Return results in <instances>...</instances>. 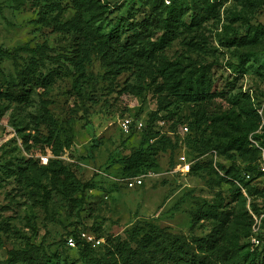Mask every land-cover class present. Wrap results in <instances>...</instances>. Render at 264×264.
Returning a JSON list of instances; mask_svg holds the SVG:
<instances>
[{"label":"rangeland","instance_id":"1","mask_svg":"<svg viewBox=\"0 0 264 264\" xmlns=\"http://www.w3.org/2000/svg\"><path fill=\"white\" fill-rule=\"evenodd\" d=\"M180 3L191 9L169 31L166 10L152 0H0V46L44 51L0 59V84L17 82L32 56L42 77L57 72L25 103L0 97V264H83L73 235L91 236L99 255L106 238L127 239L137 221L204 237L214 208L230 218L229 242L261 261L264 231H253L245 212L262 196L248 190L261 189L263 179L236 139L264 123V0ZM72 19L88 38L81 71L77 33L61 25ZM190 88L203 92L196 101L179 95ZM151 114L156 137L146 150L155 165L128 186L121 165L103 166L139 145ZM48 126L71 140L58 158L79 182L94 180L74 195L83 198L79 206L43 175L53 158L43 142ZM227 169L246 200L223 178ZM203 213L208 218L194 219ZM15 251L32 258L11 260Z\"/></svg>","mask_w":264,"mask_h":264},{"label":"trees","instance_id":"2","mask_svg":"<svg viewBox=\"0 0 264 264\" xmlns=\"http://www.w3.org/2000/svg\"><path fill=\"white\" fill-rule=\"evenodd\" d=\"M183 1L185 0H174L170 5H164L161 0H152V4L157 9L162 7L166 10L164 24L166 28H169V31H172L173 26L180 17L191 9L188 6L183 7L180 3ZM202 2L208 7V0H202ZM202 17L204 16L200 14L195 19ZM78 24L77 19H72L61 25L62 27L69 25L77 33L78 42L76 43L73 59L75 60L77 70L81 71L83 62L88 58L89 44L87 33ZM261 28H264V26ZM254 39L251 38V40ZM20 52H29L39 56L44 55L43 46L32 48L23 45L13 49L0 46V59L4 57L16 58ZM123 53L124 55L128 54L126 51H123ZM38 67V63L34 61L32 56L28 63L18 71L17 82H8L5 87L0 84V97L6 100L25 103L29 100L34 87H45L50 84L53 76L57 72L47 73L42 77L38 72ZM75 87H77L76 84ZM201 93L203 92L199 89L193 90L191 88L188 91H179L180 97L185 101H196ZM154 120V114H151L137 147L132 148L128 153L113 155L103 168L107 169L113 164H119L122 166V174L125 177H132L140 174L145 165L154 166L155 163L146 150V147L150 146L149 140L156 137V135H152L151 125ZM257 128L243 134V136L238 137L236 140L240 141V144L244 145L246 150L252 154L257 174L261 176L257 168L259 150L252 146L249 141L250 134L255 138H260L254 134ZM167 140L170 142L168 138ZM70 141V138H67L66 142L61 141L54 134L51 127L48 126L46 135L43 137V142L53 158L49 159L46 165H42L41 169L43 175H47L51 189L56 190L62 197L73 203L74 207L79 206L83 201L82 196L76 197L74 195L77 192L81 193L83 188H92L94 180L91 178L88 181L79 182L73 171V165L58 158L62 155L63 149H67L70 146ZM97 146V140L89 146L87 154L89 157H92V153ZM225 174L223 178L233 183V192L241 195L245 199L241 193V187L243 188L244 186L234 183L237 181L236 178L238 175L233 173L231 169L225 170ZM262 181L263 186L261 189L256 188L252 191L250 189L248 190L249 193L264 195V180ZM43 191L44 195L49 193V189L46 186H43ZM251 207L256 209L257 203L252 202ZM209 211L215 220H213L212 230L204 237L193 236L188 239L182 233L172 232L168 226H159L151 222L137 221L129 230L127 239H121L119 237L106 238L104 251L99 255L86 239L76 235H73V238L79 246V258L83 261V264H264V256L260 262H257L258 256L255 252L245 249L243 246L235 247L229 242L228 226L230 218L227 213L219 212L215 208ZM245 213L251 225L252 221L248 211ZM197 218H208V216L203 213L201 216L196 215L194 219L196 220ZM24 254V251H15L12 253L10 259H16L18 256H23V258L27 257L28 259L32 258L30 256H24Z\"/></svg>","mask_w":264,"mask_h":264},{"label":"built area","instance_id":"3","mask_svg":"<svg viewBox=\"0 0 264 264\" xmlns=\"http://www.w3.org/2000/svg\"><path fill=\"white\" fill-rule=\"evenodd\" d=\"M164 5H170L174 0H161ZM123 126L126 129V122H122ZM186 129V127H185ZM255 135H258L260 138H255L252 134L249 135V141L252 146L256 147L259 150V158L257 162V168L261 173L262 179L264 180V123L260 124L257 130L254 131ZM44 163L47 162V157H41ZM125 184L128 186H134L136 184H141L142 180L140 176H132L124 178ZM248 213L251 217V227L253 231H264V195H262L257 203V208L253 209L248 208ZM83 237H86V241L91 243L92 237L86 236L84 233L81 234ZM67 242L70 246H74V240L72 237L67 239Z\"/></svg>","mask_w":264,"mask_h":264}]
</instances>
